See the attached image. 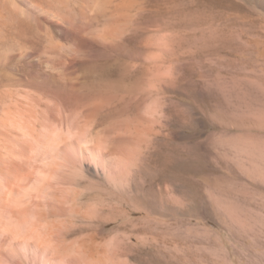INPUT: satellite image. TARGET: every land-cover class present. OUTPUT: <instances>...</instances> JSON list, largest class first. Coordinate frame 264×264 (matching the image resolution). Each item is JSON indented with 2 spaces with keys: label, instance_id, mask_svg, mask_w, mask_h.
Wrapping results in <instances>:
<instances>
[{
  "label": "rangeland",
  "instance_id": "374dc122",
  "mask_svg": "<svg viewBox=\"0 0 264 264\" xmlns=\"http://www.w3.org/2000/svg\"><path fill=\"white\" fill-rule=\"evenodd\" d=\"M20 1L64 15L77 14L79 1H134L127 48L159 43L162 74L146 95L159 110L141 143L142 182L82 184L86 205L102 210L77 217V241L101 239L103 264H264V0H0V56L43 51L56 33L20 12ZM93 4L102 27L107 8ZM58 38L67 52L71 37ZM11 58L0 63V120L30 88L31 64ZM95 63L117 65L115 56ZM135 102L118 101L132 112Z\"/></svg>",
  "mask_w": 264,
  "mask_h": 264
},
{
  "label": "bare ground",
  "instance_id": "6f19581e",
  "mask_svg": "<svg viewBox=\"0 0 264 264\" xmlns=\"http://www.w3.org/2000/svg\"><path fill=\"white\" fill-rule=\"evenodd\" d=\"M15 3L56 33L48 32L43 51L0 56V63L22 57L32 66L25 102L8 106L0 120V264H103L101 239L77 241V217L94 219L102 210L97 201L86 205L81 186L141 184V143L159 110L146 99L162 74L155 64L159 43L127 48L134 1H79L78 13L65 15L33 1ZM93 3L107 8L102 27L93 25ZM68 36L67 53L58 37ZM102 56H115L117 65L99 69ZM132 98L135 112L119 107Z\"/></svg>",
  "mask_w": 264,
  "mask_h": 264
}]
</instances>
